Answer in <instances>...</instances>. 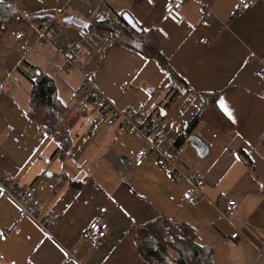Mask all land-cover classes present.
I'll use <instances>...</instances> for the list:
<instances>
[{
	"label": "crops",
	"instance_id": "crops-1",
	"mask_svg": "<svg viewBox=\"0 0 264 264\" xmlns=\"http://www.w3.org/2000/svg\"><path fill=\"white\" fill-rule=\"evenodd\" d=\"M7 1L16 18L0 33V181L31 191L39 204L31 219L0 188V264H145L136 254L134 234L155 219L193 227L197 242L213 248V264H264L261 0H250L251 7L241 14L234 10L238 0H186L179 24L164 16L168 0H100L90 5L79 0ZM203 3L213 14L206 26ZM107 8L110 17L105 16ZM80 10L93 14L95 23L129 13L141 31L162 35L160 52L170 75L131 51L124 36L119 43L110 42L89 78L118 109L141 111L168 125V137L184 148L179 170L203 181L196 204L184 197L193 189L185 177H167L139 135L99 125L93 107L72 113L83 74L79 68L66 70L55 47L63 34L81 35L62 22L74 16L87 23ZM42 13L54 16L49 43L37 36L45 23L33 21ZM20 33L24 36L17 39ZM23 63L30 66L25 73L38 69L55 85L72 140L63 157L58 142L46 138L28 118L31 84L18 71ZM200 92L221 93L217 106L233 130L221 132L201 122L185 131L203 104ZM140 150L150 152L144 165L125 167ZM220 191L239 205L231 221L224 216L225 204L218 201ZM48 217L55 222L45 231L38 222ZM94 220L108 224L99 247L83 239ZM14 225L19 234L10 231ZM6 230L8 237L3 236Z\"/></svg>",
	"mask_w": 264,
	"mask_h": 264
},
{
	"label": "built area",
	"instance_id": "built-area-1",
	"mask_svg": "<svg viewBox=\"0 0 264 264\" xmlns=\"http://www.w3.org/2000/svg\"><path fill=\"white\" fill-rule=\"evenodd\" d=\"M90 5L93 1L100 0H79ZM186 0H168L164 6V16L174 24H179L183 17L180 13L181 8ZM251 7L250 0H238L234 5L236 14L246 12ZM201 14L205 15L202 20V25L206 26L210 22L213 14L209 8L203 3L200 6ZM112 11L107 8V17L111 16ZM81 18H85L89 24V29L86 33L81 34L78 38H72L62 35V39L56 44V50L64 58V67L68 71L76 70L77 68L83 74V80L79 89L75 93L74 103L71 107L73 114L78 115L86 111L89 107L97 110V123L103 127L111 128L116 126L118 133L137 134L145 140L150 148V152L156 156V163L160 169L172 179H180L184 176L188 183L193 187L192 190L185 192V199L188 203L196 204L201 200L200 190L203 187V181L195 175H184L178 168V161L184 153V148L177 145L167 135L168 125L158 117L146 116L141 111L136 110H121L113 103L107 100L96 87L92 84L89 74L96 66L98 58L105 52V49L110 45V34H98L94 27L96 17L86 11H79ZM52 24H45L37 30L38 39L43 43H49V32ZM24 35L20 33L17 39H21ZM200 43L209 44L206 39H200ZM264 60V59H263ZM249 62V61H248ZM264 78V74H261ZM147 150H140L134 156L132 163L125 162L127 168H137L144 165L149 158ZM0 188L4 195L14 201L25 215L33 218L38 207L39 201L35 198L31 191H19L15 187L9 186L4 180L0 181ZM218 201L225 204L224 216L228 221H231L236 216L239 209L237 201L230 198L225 191H220ZM218 207V206H216ZM52 218H46L45 222H51ZM39 225L48 231L50 225H44L38 222ZM15 234L20 233V228L16 225L10 228ZM108 233V224L103 220L92 221L86 230L83 232V239L87 240L93 247L101 246ZM9 230L3 232L4 237H8ZM237 234L231 235V239H236ZM263 251L260 250L259 254ZM72 257V256H71Z\"/></svg>",
	"mask_w": 264,
	"mask_h": 264
},
{
	"label": "trees",
	"instance_id": "trees-1",
	"mask_svg": "<svg viewBox=\"0 0 264 264\" xmlns=\"http://www.w3.org/2000/svg\"><path fill=\"white\" fill-rule=\"evenodd\" d=\"M261 2L264 4V0ZM52 17L54 16L42 13L33 16V21L49 24ZM15 18L16 12L8 1L0 0V33H3ZM94 27L98 34L109 33L112 44L119 43L124 36L128 37L130 39L128 48L131 51L140 54L146 60L154 61L168 74L170 68L160 52L163 42L160 33L153 31L136 33L123 21L122 15L94 23ZM26 66L30 67L23 63L18 71L31 84L28 118L43 130L46 138L55 139L58 142L57 152L63 157L72 145L67 125L63 120L65 109L57 98L53 81L38 69H32L30 74L25 73L23 69ZM199 95L202 97L203 104L185 131L193 130L201 122L221 132L233 130V124L217 106L221 93L200 92ZM261 142L264 144V136ZM241 157L243 161L250 163L245 155L241 154ZM49 218L52 219L48 224L45 222L46 218L39 222L47 226L50 223L53 225L55 218ZM134 236L136 254L145 264H213V248L199 244L195 229L188 224L155 219L139 227Z\"/></svg>",
	"mask_w": 264,
	"mask_h": 264
},
{
	"label": "water",
	"instance_id": "water-1",
	"mask_svg": "<svg viewBox=\"0 0 264 264\" xmlns=\"http://www.w3.org/2000/svg\"><path fill=\"white\" fill-rule=\"evenodd\" d=\"M122 19L133 31H135L136 33L141 32V29L139 28V26L136 24V22L129 13L122 14ZM62 22L67 26H74L78 28L81 34L86 33L89 28L88 23H85L74 16H66L63 18Z\"/></svg>",
	"mask_w": 264,
	"mask_h": 264
},
{
	"label": "rangeland",
	"instance_id": "rangeland-1",
	"mask_svg": "<svg viewBox=\"0 0 264 264\" xmlns=\"http://www.w3.org/2000/svg\"><path fill=\"white\" fill-rule=\"evenodd\" d=\"M168 177V176H167ZM172 179V178H171ZM175 180V179H174ZM135 232H136V230H135Z\"/></svg>",
	"mask_w": 264,
	"mask_h": 264
}]
</instances>
